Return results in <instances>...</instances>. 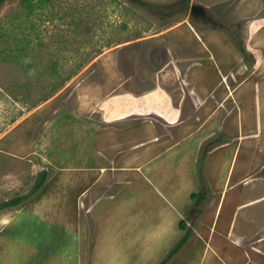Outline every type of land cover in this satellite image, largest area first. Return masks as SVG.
<instances>
[{
  "label": "rangeland",
  "instance_id": "obj_1",
  "mask_svg": "<svg viewBox=\"0 0 264 264\" xmlns=\"http://www.w3.org/2000/svg\"><path fill=\"white\" fill-rule=\"evenodd\" d=\"M139 1L0 5V204L24 196L0 210V264H159L188 229L167 264H264V242L228 236L262 223L260 205L239 207L261 193L237 181L248 141L231 163L264 128L254 56L236 45L249 21L230 20L241 0ZM165 93L177 125L151 112L103 126L124 99L173 111Z\"/></svg>",
  "mask_w": 264,
  "mask_h": 264
},
{
  "label": "crops",
  "instance_id": "obj_2",
  "mask_svg": "<svg viewBox=\"0 0 264 264\" xmlns=\"http://www.w3.org/2000/svg\"><path fill=\"white\" fill-rule=\"evenodd\" d=\"M224 1L226 0H220V3ZM230 16H231V19H230L231 21H235V20L236 21L238 20H248L249 21L247 25V30L245 31L246 37L244 38V41H245L244 45H245L246 50L249 51L251 54H253L254 62L252 63L253 74H251L249 77L246 78L247 81H245V84H247L248 82L253 83L254 84L253 92L255 94L262 93V88L264 90V0H241L237 5V9L231 12ZM220 38L221 40L224 39L223 36L221 35H220ZM224 44L226 45L227 43H224ZM153 91H149L141 97H135V98L131 97V98L139 99V98L149 95ZM238 91L239 90H237L236 92ZM236 92L233 93L234 98H236V95H235ZM166 95L169 98L168 103L170 104V107L173 111H167V112L157 111L155 110V107L153 106H150V107L138 106L136 108L129 107V106L127 107L125 103V99H124L122 107L118 106V108L111 110V113L107 112L109 114L104 112V116H105L104 120L106 121V123H104L103 126L108 124V126L111 127V124L113 121L122 120L126 118L127 116H130L131 114L146 115V114H150L151 112L157 115L160 114L161 116L160 115L159 116L162 117L168 123V125L175 126L178 124L177 120L180 115V110L174 107L170 95L169 94H166ZM124 96L125 98L130 97L129 95H124ZM256 97H258V94L256 95ZM129 110L130 112L127 113V111ZM257 110H259L260 112L262 111V104L261 103L259 104V102H258ZM171 114H175V116ZM243 132L245 131L243 130ZM257 132H260V133H257ZM245 136L249 138L247 140H244L240 146H235V149L233 151V159L231 163H233V161L235 160L237 162V158L242 152L244 143L248 141V146H246V148H249L247 150V154L250 152V149L253 150V153L251 155V157L254 159L253 160L254 163L251 164V167L253 168V170H251L252 168L251 169L249 168L248 171H245L244 174L238 176L237 181H240L238 184L243 183L244 185H247L251 187L252 189H260L261 193L252 197L247 202L242 203L239 207L250 205V204L260 205L259 206L260 208L256 215L260 217L259 219L261 220L262 223L261 224L258 223L255 220V218H253V216L251 217L246 216V221L250 222V225L246 229V233H243V236L236 235V232H235L236 227H234L233 234L228 235V236H231L233 241L241 245L242 247L245 248L246 245H249L251 249L259 252L262 250V247L259 244L264 242V236H261L259 238L258 237L252 238V237H253V234L255 233V230H257L256 229L257 227L261 226L262 231H264V214L259 215L261 214L260 211L264 210V175L259 176L260 171H262V169L264 168V163H261L258 165V163H260L264 158V141H263L264 128L261 126V124L260 125L256 124V127H254L253 129L251 128L249 131L245 132ZM252 140L254 142H249ZM227 144L228 143H225L220 146L226 147ZM258 166H259L260 171L255 172L254 169L257 168ZM234 170H235V166H234V169L231 170L232 172L231 178H233L234 176V173H235ZM239 214L240 213H238L237 215ZM236 217L238 218L239 216H236ZM236 220L237 219L234 220L235 223H236ZM253 225H257V226L255 228H252Z\"/></svg>",
  "mask_w": 264,
  "mask_h": 264
},
{
  "label": "trees",
  "instance_id": "obj_3",
  "mask_svg": "<svg viewBox=\"0 0 264 264\" xmlns=\"http://www.w3.org/2000/svg\"><path fill=\"white\" fill-rule=\"evenodd\" d=\"M5 1L6 0H0V5H2ZM133 1L141 3V1H139V0H133ZM239 40L240 41H237L236 45L247 56L248 52L244 46V42L241 41V39H239ZM45 179H46V172H42L40 179L36 183V187L42 186L45 182ZM204 196H205V194H197V193L191 194V197L194 198L196 201H199ZM197 198H198V200H197ZM23 200H24V196H20L17 198L7 200V201L0 204V210L4 209V208L16 206V205L20 204ZM179 226H180V229H182V230L187 229V225H186V222L184 220H181V222L179 223ZM189 237H190V229L187 230L185 235L179 240V242L171 250V252L167 255V257L164 258V260L162 262H160L159 264H167L180 251V249L186 244Z\"/></svg>",
  "mask_w": 264,
  "mask_h": 264
},
{
  "label": "flooded vegetation",
  "instance_id": "obj_4",
  "mask_svg": "<svg viewBox=\"0 0 264 264\" xmlns=\"http://www.w3.org/2000/svg\"><path fill=\"white\" fill-rule=\"evenodd\" d=\"M195 12H197L198 10H200V7L199 6H196L193 8Z\"/></svg>",
  "mask_w": 264,
  "mask_h": 264
},
{
  "label": "bare ground",
  "instance_id": "obj_5",
  "mask_svg": "<svg viewBox=\"0 0 264 264\" xmlns=\"http://www.w3.org/2000/svg\"><path fill=\"white\" fill-rule=\"evenodd\" d=\"M26 241V240H25Z\"/></svg>",
  "mask_w": 264,
  "mask_h": 264
}]
</instances>
